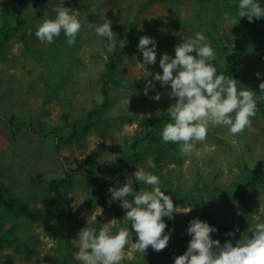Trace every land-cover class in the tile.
I'll return each instance as SVG.
<instances>
[{"label": "rangeland", "instance_id": "obj_1", "mask_svg": "<svg viewBox=\"0 0 264 264\" xmlns=\"http://www.w3.org/2000/svg\"><path fill=\"white\" fill-rule=\"evenodd\" d=\"M29 1V5L24 6L23 17L30 19L28 24L31 26L25 35L19 32L18 37L12 36L8 45L0 50V114L3 115H0L3 117L0 118V184L11 189L8 193L12 194V199L28 202L26 196L34 195L37 198L34 206L46 213L50 223L27 221L18 228L19 214L0 219V237L10 240V245L0 249V263L11 256L14 264H70V259L76 260L75 253L79 251L78 244L73 245L71 241L78 237L81 228L87 226L91 216L89 225L96 230L97 226L118 220L111 225L112 232L128 227L135 243L138 237L131 230V221L123 220L125 210L119 201H111L109 188L113 176L109 172L114 173V177L128 178L133 176L136 168L158 176V186L171 196L174 206L181 212L174 213L173 220L164 218L166 225H170L171 237L184 234L189 238V222L196 218L204 221L206 216L222 227L211 234L212 239L219 240L221 244L226 240L235 243L242 234L250 236L256 224L264 222V116L254 118L251 128L235 136L226 127H210L206 141L197 144L204 153L202 158L195 154L182 156L178 150L160 159L154 152L146 153L138 148L135 149L136 157L149 154L139 161L131 154L134 150L130 143L140 120L143 117H167V110L175 103L168 95L170 85L162 87L149 76L147 80L154 83L155 90L150 89L147 95L143 92V99H138L133 90L122 86L110 90L112 104L106 109L105 116L114 123L106 127L104 134L108 137L87 130L81 133L84 137L81 140L72 138L67 144L61 143L63 148L58 152L54 149V137L46 132L42 135L44 128L52 130L65 125L64 114L68 122L73 123L86 118L90 109L103 103L98 80L100 74L108 69L109 57L113 58L115 69L124 79L139 81L146 86L144 72L136 67L138 62H143L138 48L119 58L120 48L117 47L114 53L107 52V38L96 35L95 27L104 22V16L112 21L111 29L117 34L118 41L123 39L131 16L137 19L138 32L144 36L167 42L173 37L172 46H157V62L147 65V71L162 75L160 56L169 54L174 58L177 44L202 31L211 45L213 38L220 40L216 42L219 52L215 53L213 61L218 72L227 62L223 52L230 55L233 49L232 43L225 48L223 38L234 42L239 39L237 36H245V40L250 41L254 35V32L245 33L246 17L240 18L239 23L233 26L224 19L225 13L237 14L240 0H171L159 3L151 0H64V7L78 10L87 17L73 46L67 44L63 32L51 44L41 43L35 36L36 26L45 17L54 18V9L61 5L62 0ZM221 3L228 6L224 14L217 7ZM15 6V0H0V31L9 27L8 22L15 23ZM256 38H260L257 45H248L249 57L244 59V55L240 58L247 70L238 73L237 81L245 83L239 89L247 87L256 92V105L259 106L264 104V92L259 89V84L264 82L263 26L257 31ZM53 61L57 64L54 70L59 77L53 82L54 90L49 87L53 80L49 79ZM257 73H260L259 78ZM157 93L161 94L159 101L154 100ZM124 111L129 117L125 118ZM9 118L11 128L6 123ZM168 119L171 122L169 116ZM150 150L154 151V148ZM65 157H68L67 162ZM92 160L98 163L99 169L95 167L92 170ZM158 164L167 174L150 171V167L155 169ZM93 177L100 181H93ZM60 179L66 181L61 184L62 191L70 201L79 204L69 213L49 200L46 203L50 183ZM33 204L30 201V205ZM191 208L192 211L188 212ZM243 225H248V228L242 229ZM229 232L234 233V237L227 236ZM14 239L23 240L28 247L13 244ZM60 239L64 240L63 243ZM188 243L189 239L184 246L167 258H160V261L174 264L175 257L184 254ZM32 246L37 249L35 254L25 252ZM19 247L21 252L15 254ZM148 250L160 256L151 247ZM155 261L156 256L147 252L142 258L131 248L130 240L120 264Z\"/></svg>", "mask_w": 264, "mask_h": 264}, {"label": "clouds", "instance_id": "obj_2", "mask_svg": "<svg viewBox=\"0 0 264 264\" xmlns=\"http://www.w3.org/2000/svg\"><path fill=\"white\" fill-rule=\"evenodd\" d=\"M63 4L64 0L54 9V18L45 17L36 26L35 36L41 43L51 44L63 32L67 44L75 45L87 17ZM245 17L249 22H253V18L261 19L264 17V8L257 0H240L235 16L224 14L225 21L232 26ZM111 24L112 21L104 16V22L95 27V33L107 38V52L114 53L118 39ZM119 47L123 49L125 45L121 43ZM138 50L143 55V62H138L136 67L144 72L143 77L147 81L144 94L147 95L150 89L155 90L154 83L147 80L149 76L162 87L170 85L168 95L175 103L167 110L171 122L164 124L161 137L166 143L178 144L182 156L190 157L195 154L197 158L203 157L204 153L197 148V144L206 141L210 127H226L233 136L251 128L252 118L257 111L256 92L247 87L238 89L239 82L232 75L226 77L217 73L213 63L216 59L215 51L203 33L197 32L193 38L177 44L174 58L169 54L160 56L159 68L162 75L146 69L147 65H155L157 62V42L147 35L142 36ZM256 75L257 78L260 77V73ZM259 89L264 92V82L259 84ZM160 99L161 94L157 93L154 100ZM135 182L144 187L134 191ZM159 184L158 176L143 168H136L133 176L126 178L121 186L109 188L111 201L120 202L126 212L123 220L131 221V230L138 239L135 243L132 242L133 236L128 227H120L113 233L111 225L118 221L115 219L104 223L97 233L89 225L91 216L87 226L81 228L78 237L71 241L73 245L79 246L75 259L81 264H120L125 258L126 246L130 240L131 248L142 258L149 247L160 256L164 255L163 250L171 237L168 232L170 225H166L164 218L173 220V214L181 212ZM78 205L74 202L73 209ZM191 211L192 208L188 212ZM217 231L218 229L198 218L191 220L187 228L191 240L184 254L175 257L174 264H264V222L257 223L250 236L242 234L235 243L226 240L221 244L219 240L212 239L211 234ZM226 235L234 237L235 234L229 232ZM172 247L168 246L169 252ZM181 247L182 245L177 246L175 250Z\"/></svg>", "mask_w": 264, "mask_h": 264}, {"label": "trees", "instance_id": "obj_3", "mask_svg": "<svg viewBox=\"0 0 264 264\" xmlns=\"http://www.w3.org/2000/svg\"><path fill=\"white\" fill-rule=\"evenodd\" d=\"M151 1L159 3V2H165V1L169 2L171 0H151ZM15 2H16L15 23L11 24L8 22L7 25H9V27L5 30L0 31V35H1L0 36V39H1L0 50H2L4 47L8 45L7 42L10 40V38H12V36L18 37L19 32H21L22 35H25L26 31L28 30L27 28L31 26V24H28L30 19L23 17L24 12H25L24 6H28L30 1L29 0H15ZM257 2L261 5L262 8H264V0H257ZM224 6H226L224 5V3L217 5L219 12L221 10L223 14H224V10L225 9L227 10L228 8V6L227 7H224ZM137 23H138L137 19L133 18L132 16H131V19L127 21V25H126L127 28L125 30V35L122 40L117 41V47H119L121 43L125 45L123 49L119 47L120 48V53L118 54L119 58L125 56L126 54L133 53V51H135L136 48H138L139 39L140 37L144 35L143 33L138 32ZM262 26L264 27V17H262L261 19L253 18V22H249V21L247 22L246 26L244 27L245 33L254 32V35L251 36L250 41L245 40V36L244 37L237 36L239 37V39L236 38L234 42L231 40L226 41L223 38V41H225V48L229 46L228 43H232L233 49L231 52H229L230 55L223 52V55L224 57H226L227 62L224 64V67L217 72L218 74H223L226 77L232 75L233 78L237 80V78L239 77L238 73L245 72L247 70L246 68L242 66L243 62L241 63L242 59L240 58H242L244 55H245L244 59L246 57H249V53H251L248 50L249 44L251 43L254 45L258 44L257 42L259 41L260 38H256L257 31H260ZM22 30L24 32H22ZM193 37L194 35H192L189 39ZM19 38L21 39L22 37H19ZM172 38L173 37H171L169 42L165 40L160 41L155 38L154 40L157 42V46H161V44H168L169 46H172L174 44V39L173 41H171ZM254 38H256V40H253ZM216 40L217 39L215 38H213L212 40V47L215 53L219 52V48H218L219 44H217L216 42L220 41V40H217V41ZM51 55L53 56V54ZM223 55L221 54V56ZM112 59H113L112 57L108 58V61H107L108 69L104 71L102 74H100V77L98 80L100 87H101L102 94H103V98H104L103 103L97 105V107L95 108L90 109L88 111L87 117L80 121H74L73 123H70L67 120L68 117L64 114L63 119L65 121V125L59 126L52 130H47L46 128L42 130L43 132L42 135L46 132L47 135H52L54 137V141H55L54 149H58V152L61 151V149L63 148L61 143L64 142L67 144V142H70L69 140H71L72 138L76 140H81V137L84 138L81 135L82 132H86L87 130L88 131L92 130V132L98 133L100 136H102L106 131V127H108L111 123H114V121H111L108 117L105 116L106 109L110 107L112 104L111 95H110V90L112 88L116 86H122L124 88L133 90L135 95L138 97V99H143V97H145L143 92L146 86L144 84H141V82L139 81L136 82V81L124 79L122 75H120L118 71L115 69ZM254 63L256 62L254 61ZM56 67H57V64L55 61H53L52 67L50 68L52 75L49 77V79L51 78L53 79V80L51 79L52 83L49 84V87L52 86L53 90L56 89V86L53 85V82H55L59 78L56 70H54V68ZM240 67L244 69H240ZM1 84H2V78L0 75V94H2ZM243 86H245V83L244 84L238 83V89L242 88ZM124 110L128 111L129 109H124ZM125 111L123 115L125 116V118H127L129 117V114L127 112L125 113ZM259 116H264V104L263 103L257 106L256 116L254 118L259 117ZM0 118L3 119V117H0ZM254 118H252V120ZM167 122H170L168 119V116L167 117L163 116L162 118H159V119H154L151 117H143L140 120L136 133L131 137L132 143H130V148L134 150L131 154L137 160L140 161L142 159H145L149 155L148 154L146 157H142V156L136 157L135 149L138 150V148H140L141 151L144 150L146 153L154 152L156 155L160 157V159H163V157L167 155H172L173 153L178 152L179 150L178 144H174L170 142L166 143L162 140L161 131L164 127V124ZM6 123L8 124L9 128H11L10 125L12 123L10 121V118L6 120ZM103 137L106 138L108 137V135L104 134ZM150 148H154V151L150 150ZM65 158L67 162L68 157H65ZM90 163L93 166L92 170L95 167L99 169L98 163H96L94 160H92ZM149 169L150 171L156 174H158L159 172H161L162 175L167 174V173L162 172L163 168L160 167V164H158L155 169H153V167H150ZM65 172L66 174H68V170H65ZM114 172H117V170ZM109 174L113 176L110 182L111 188L121 186L126 180V178H123L120 176L114 177L115 174L112 172H109ZM92 179L93 181H100L98 177H93ZM63 182H66V181H64V179H60V180H53L50 183L48 199H46V203L49 200L51 203L57 204L59 209L63 210L64 212L69 213V212H72L71 210H73L72 205L74 202L70 201L69 196L66 194V192L62 191L61 184ZM140 188H142L141 183L135 182L133 184L134 191H139ZM8 192H11V189L8 186L6 187L0 184V219H3L6 216L14 217L15 215L19 214L20 217L18 219H21V221L19 225L17 226L18 228H21V224L27 221L33 222L34 220H39L44 223H50V220L46 217L47 216L46 213H42L34 206L37 203V198L34 195L28 194L26 196V198L28 199V202L26 201L22 202V201H19V199H12V194ZM129 199L131 200L132 198L129 197ZM30 201H33L34 203L33 206L30 205ZM194 216H198V215H194ZM203 219H205L204 221L209 223V225L212 227L219 228V229L222 228L213 219H210V217L208 216L204 217ZM17 227L14 228V231H16ZM54 227H55V224H54ZM101 227L102 226H99L98 228L97 226V230H96L97 233ZM28 228L31 229L30 224L28 225ZM241 228L242 229L248 228V225H243ZM168 232H171V229H168ZM16 234L17 233H15L14 237L17 236ZM188 237L189 238H185L184 234H182V236H179L177 238L170 237L168 246L169 247L173 246V247L171 251L169 252L168 246H167L163 250L165 254L162 256H158L155 253H151L149 250L146 251L148 255L156 256L155 263H149V264H163V262L160 261V258L167 257L168 255H170L171 252H173L177 246H181V245L184 246L187 243L188 239L189 241L191 240V237L189 235ZM9 241H10L9 239L5 240V237L1 236L0 237V249L10 245ZM63 241H64L63 239H60V243H63ZM16 243L23 245V247L25 248L28 247L23 240L14 239L13 244H16ZM21 249H22L21 247H19L18 249H15V254L20 253ZM26 250L25 252H27L28 254H35L37 249H34V247L32 246L31 249H29L28 251ZM68 256L69 254L66 255V258ZM0 264H14V258L11 256H8V259L5 262H2ZM56 264H60V262H57ZM70 264H81V262L71 258Z\"/></svg>", "mask_w": 264, "mask_h": 264}]
</instances>
